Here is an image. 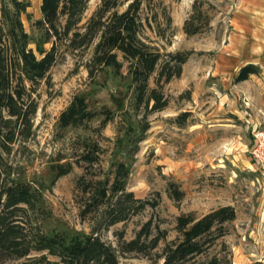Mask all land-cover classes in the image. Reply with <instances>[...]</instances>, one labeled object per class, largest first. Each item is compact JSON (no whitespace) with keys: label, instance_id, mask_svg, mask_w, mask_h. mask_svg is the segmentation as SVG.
I'll list each match as a JSON object with an SVG mask.
<instances>
[{"label":"rangeland","instance_id":"rangeland-1","mask_svg":"<svg viewBox=\"0 0 264 264\" xmlns=\"http://www.w3.org/2000/svg\"><path fill=\"white\" fill-rule=\"evenodd\" d=\"M132 1L120 0L118 11ZM140 1L141 17L150 24L143 35L151 46L164 56L188 54L180 76L162 86L166 107L156 112L152 103L147 109L136 107L127 63L118 75L112 68L89 74L93 46L72 51L63 43L49 83L42 82L32 95L37 105L32 135L15 145L8 160L40 187L46 231L95 232L115 249L119 264H164L163 248L178 235L176 218L188 213L200 218L222 206H231L235 219L205 254L184 264H205L211 258L220 264H264V141L259 148L264 135V0ZM100 4L89 0L80 26ZM194 5L196 20L208 23L187 35L183 24ZM40 18V0H31L21 20L37 57L39 46L51 47L42 43L34 25ZM247 64L256 65L259 73L236 82ZM155 77L149 88L155 87ZM77 95L85 98L93 119L60 128V114ZM84 143L99 146L98 163L80 159ZM114 162L128 166L126 187L136 199L158 205L105 228L98 217L81 215L86 197L76 183L81 176L84 181L111 179ZM61 164H71V171L54 181L52 166ZM172 188L182 193L181 199L170 197ZM147 223L151 234L142 242L150 245L158 234L164 239L146 253L123 251Z\"/></svg>","mask_w":264,"mask_h":264},{"label":"trees","instance_id":"trees-1","mask_svg":"<svg viewBox=\"0 0 264 264\" xmlns=\"http://www.w3.org/2000/svg\"><path fill=\"white\" fill-rule=\"evenodd\" d=\"M31 0H0V262L20 260L21 264H119L116 251L100 239L95 232L67 235L59 231H46L43 227L44 206L40 187L28 181L16 164L8 160L18 142L32 135L33 118L37 105L32 95L42 83H49L50 71L58 62V47L66 45L72 51L92 47L87 69L89 74L112 68L119 74L123 62L135 85L136 107L162 111L167 100L162 86L179 77L188 54L175 53L165 56L155 49L143 35L148 20L141 17V1L134 0L119 12L120 0H101L99 8L80 26L89 0H40L41 18L34 25L41 33L43 44L51 43L45 50L39 46L37 57L29 47L30 37L25 32L21 15ZM184 21L187 35L199 33L202 25L197 7ZM196 14V15H195ZM170 24L171 20H166ZM145 22V23H144ZM122 60H120V58ZM156 73L155 87L149 80ZM259 68L253 64L243 66L235 80L242 82L257 75ZM84 97L75 96L60 114V128L79 127L93 119ZM79 156L89 165L98 163L99 146L84 143ZM112 178L84 181L81 176L76 188L86 197L81 215H94L107 227L127 221L157 202L136 199L127 190L130 174L123 162L111 165ZM71 164L53 165L52 172L58 179L71 171ZM170 197L181 199L182 193L172 188ZM235 219L231 206H222L200 218L182 214L176 218L177 237L163 248L164 264H184L205 254L214 241L225 234V225ZM99 224V225H101ZM150 224L144 225L131 241L124 243L123 251L146 253L164 239L161 234L141 241L150 234ZM205 264H220L211 258Z\"/></svg>","mask_w":264,"mask_h":264},{"label":"built area","instance_id":"built-area-1","mask_svg":"<svg viewBox=\"0 0 264 264\" xmlns=\"http://www.w3.org/2000/svg\"><path fill=\"white\" fill-rule=\"evenodd\" d=\"M262 136V135H261ZM262 141H264V135L262 136V139L259 141V148H261L262 147ZM259 150V149H258Z\"/></svg>","mask_w":264,"mask_h":264}]
</instances>
